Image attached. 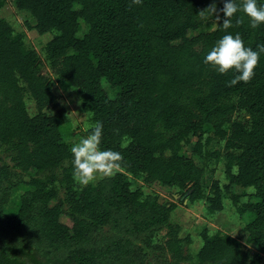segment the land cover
<instances>
[{
  "label": "trees",
  "instance_id": "16d2710c",
  "mask_svg": "<svg viewBox=\"0 0 264 264\" xmlns=\"http://www.w3.org/2000/svg\"><path fill=\"white\" fill-rule=\"evenodd\" d=\"M10 1L31 18L38 35L51 34L42 48L48 69L60 87L79 93L80 109L92 123L87 135L102 123L100 148L120 152L123 162L114 176L75 185L72 147L59 133L64 110L38 69L35 50L0 19V147L13 153L11 166H0V264H135L142 249L161 251L169 264H181L185 257L178 227L168 225L173 206L131 189L130 178L174 189L180 198L189 186L187 202L203 199L209 213L221 211L230 186L251 188L243 203L231 197L236 213L247 215L243 243L202 229L192 264H262L264 53L251 82L232 87L227 85L236 73L220 74L204 59L226 34L239 33L246 47L258 51L264 45V24L253 29L238 11L233 26L224 30L223 0H215L219 20L198 15L213 0H142L139 5L132 0ZM238 18L243 23L236 25ZM208 21H214L211 30L187 35ZM81 25L85 31L77 37ZM101 82L115 89L113 98ZM25 95L32 101L31 116ZM235 112L247 118L235 120ZM206 133L222 143L226 183L211 180L204 196V163L197 165L181 151L193 137L192 152L200 156ZM57 169L62 199L53 187ZM29 172L34 176L20 179ZM19 185L26 190L18 207L6 209V199ZM161 228L166 232L153 246ZM137 238L144 240L143 247ZM22 242L40 259L27 253L23 261L9 251Z\"/></svg>",
  "mask_w": 264,
  "mask_h": 264
},
{
  "label": "rangeland",
  "instance_id": "374dc122",
  "mask_svg": "<svg viewBox=\"0 0 264 264\" xmlns=\"http://www.w3.org/2000/svg\"><path fill=\"white\" fill-rule=\"evenodd\" d=\"M238 4L241 3V0H236ZM258 6L264 5V0H257ZM243 12V11H242ZM244 14V13H243ZM245 19L250 22L249 18L244 14ZM0 19L5 21L10 25L16 33H22L24 38V43L27 47L32 48L38 55L39 65L38 69L45 78H47L51 83V91L53 95L57 98V104L60 108L64 110V118L65 124L60 128V136L62 141L72 147L74 144L79 143L83 138H86L87 131L92 127V123L90 121V115L86 112H83L80 109V95L77 91L65 88L63 89L60 85L55 81V77L52 72L48 69L47 64L43 57L42 48L44 44L51 38L50 33H46L43 35H38L31 26L33 22L31 18L24 12L17 11L10 0H3L2 6L0 7ZM27 26H30L28 28ZM214 27V21H208L204 23L203 26L198 27L194 31H189L187 33L188 36L195 35L199 32L209 31ZM85 31L84 26H80V31L76 34L77 37H81L83 32ZM101 88L105 92L106 96L111 99L115 95V89L109 88L104 82H101ZM232 104L235 103V98L230 100ZM24 104L25 109L28 115L34 114V109L32 105V101L30 98L25 95L24 96ZM47 113H50L48 110ZM233 118L238 121H243L247 117L242 112H235ZM206 138L210 140L207 141V144L204 142ZM191 144L183 147L181 153L197 164H203L205 167V174L203 177V193L204 196L208 194V186L211 180H217L219 184H225L226 180L223 176V163L220 159V156L223 154L224 150L222 148V143L218 142L213 136L209 133H206L202 136L200 140V156H197L192 152V144L195 142V138H190ZM216 153L219 156H210L209 154ZM12 151L5 150L0 147V166L2 164H8L11 166L10 159L12 158ZM65 164L62 165V167ZM16 173L18 170H14ZM56 177L55 182L53 183V187L57 192V195L60 199L63 198L64 189L63 183L61 180L60 169H57L53 172ZM34 176L32 172L22 173L19 175L20 179L24 182L28 179V177ZM107 178V177H106ZM105 178H98L96 182L91 183L96 184L98 181ZM75 185L78 187H83L75 182ZM130 188L131 189H139L143 194H154L159 197V200L166 204H171L173 206L169 218L168 225L177 226L178 227V237L182 240L183 243V256L185 257V261L181 264H192L193 263V254L199 248L201 241L199 238V234L202 229L207 230L209 233L213 231H221L243 243L244 234H243V225L247 221V215L244 214L239 216L235 207L232 206L231 197L237 196V200L239 203H243L246 201L247 195L251 192V188H241L238 186H230L229 194L222 198V209L219 212L209 213L206 211V204L203 199L194 201L193 203L187 202V193L189 186H187L182 191V196H184V200H179L178 195L175 194V190L159 185L158 183H152L150 185H146L142 183L139 178H130ZM26 190L25 185H19L14 192L6 199L5 208L6 209H15L18 207L19 195ZM233 194V195H232ZM244 194V195H243ZM60 221L64 224L69 225V222L65 218H61ZM106 228L102 229V232H106ZM166 232L165 228H161L157 231V237H153V246L156 244L160 236H163ZM100 235V232L97 236ZM144 240L142 238H137L135 240L136 244L139 247H143ZM25 242H22L19 246L13 247L10 245L9 251L15 253V256L21 260H27L25 254L30 253L35 258L40 259V257L36 256V253L33 249L27 250ZM23 246V247H22ZM26 247V248H25ZM142 255L135 264H169L170 260L168 256L162 254L161 251H155L152 249L145 250L142 249ZM264 264V256L262 257Z\"/></svg>",
  "mask_w": 264,
  "mask_h": 264
},
{
  "label": "clouds",
  "instance_id": "9594fccd",
  "mask_svg": "<svg viewBox=\"0 0 264 264\" xmlns=\"http://www.w3.org/2000/svg\"><path fill=\"white\" fill-rule=\"evenodd\" d=\"M141 3L142 0H132V4ZM219 11L223 13L224 30L233 26V18L238 11H243L249 18L253 29L264 24V5L258 6L257 0H241L240 4H237L236 0H223V8ZM198 15L205 20L209 16H216L219 20L215 0ZM235 23L236 25L243 23V18L236 19ZM257 48L258 51L246 47L239 33L226 34L207 53L204 63L220 74L234 71L236 75L228 82L229 87L239 82L249 83L255 75L254 70L258 66L260 53H264V45H258ZM102 135L103 125L97 122L90 134L71 148L73 179L81 186H88L96 182L98 178L114 176L122 165L123 156L120 152L100 148Z\"/></svg>",
  "mask_w": 264,
  "mask_h": 264
},
{
  "label": "water",
  "instance_id": "95a60500",
  "mask_svg": "<svg viewBox=\"0 0 264 264\" xmlns=\"http://www.w3.org/2000/svg\"><path fill=\"white\" fill-rule=\"evenodd\" d=\"M188 193H189V192H188ZM188 193H187V194H188ZM178 198H179L180 200H182V201L184 200V199H183V197H181V198H180V197H178Z\"/></svg>",
  "mask_w": 264,
  "mask_h": 264
}]
</instances>
